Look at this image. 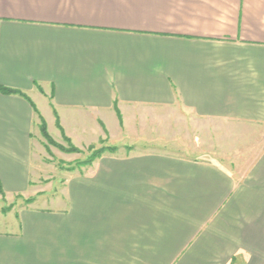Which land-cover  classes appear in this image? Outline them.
Returning <instances> with one entry per match:
<instances>
[{"label": "crops", "instance_id": "crops-1", "mask_svg": "<svg viewBox=\"0 0 264 264\" xmlns=\"http://www.w3.org/2000/svg\"><path fill=\"white\" fill-rule=\"evenodd\" d=\"M1 89L7 195L29 190L35 112L72 130L174 106L264 124V0H0ZM94 166L62 208L0 218V264H264V155L242 184L162 155Z\"/></svg>", "mask_w": 264, "mask_h": 264}, {"label": "rangeland", "instance_id": "rangeland-1", "mask_svg": "<svg viewBox=\"0 0 264 264\" xmlns=\"http://www.w3.org/2000/svg\"><path fill=\"white\" fill-rule=\"evenodd\" d=\"M127 113L97 119L88 130L63 129L55 113L35 115L29 190L7 195L0 187V218L29 207L62 208L67 179L105 159L162 155L215 166L242 184L264 155V124L202 120L180 106Z\"/></svg>", "mask_w": 264, "mask_h": 264}, {"label": "trees", "instance_id": "trees-1", "mask_svg": "<svg viewBox=\"0 0 264 264\" xmlns=\"http://www.w3.org/2000/svg\"><path fill=\"white\" fill-rule=\"evenodd\" d=\"M0 92L3 93V94H17V93L14 92V91H8V90H4V89H1ZM35 113H36V115H38L37 112H35ZM39 118H40V117H39ZM40 131L44 134L45 131H44V126H43V125H41ZM100 155H101V154H99L98 156H96V158L99 157Z\"/></svg>", "mask_w": 264, "mask_h": 264}]
</instances>
